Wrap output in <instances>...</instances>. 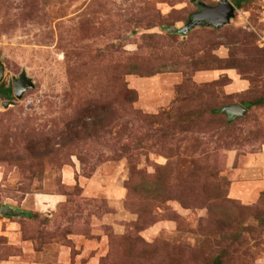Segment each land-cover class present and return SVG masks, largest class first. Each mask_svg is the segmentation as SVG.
Listing matches in <instances>:
<instances>
[{
	"label": "rangeland",
	"instance_id": "obj_1",
	"mask_svg": "<svg viewBox=\"0 0 264 264\" xmlns=\"http://www.w3.org/2000/svg\"><path fill=\"white\" fill-rule=\"evenodd\" d=\"M220 1L0 0L35 85L0 99V264H264V0L178 32Z\"/></svg>",
	"mask_w": 264,
	"mask_h": 264
},
{
	"label": "water",
	"instance_id": "obj_2",
	"mask_svg": "<svg viewBox=\"0 0 264 264\" xmlns=\"http://www.w3.org/2000/svg\"><path fill=\"white\" fill-rule=\"evenodd\" d=\"M198 7L200 9L199 13L195 14L191 19V22L182 30L178 31L181 34H186L192 29L206 25L215 28H221L228 25L232 18L235 17L236 8L227 0H221L217 6H208L205 3H199ZM5 78V66L0 64V84L3 83ZM34 83L31 78L28 77L27 72H23L18 78H13V90L14 95L19 100L23 99L25 93L32 88H34ZM14 102H5L2 104L4 108H9V106L14 105ZM223 112L227 114L230 118L245 116L247 109L242 106H229L226 107ZM3 216L10 218L21 217L25 213L13 209L9 206H3L1 211Z\"/></svg>",
	"mask_w": 264,
	"mask_h": 264
},
{
	"label": "trees",
	"instance_id": "obj_3",
	"mask_svg": "<svg viewBox=\"0 0 264 264\" xmlns=\"http://www.w3.org/2000/svg\"><path fill=\"white\" fill-rule=\"evenodd\" d=\"M14 96V90L13 87L11 86H6V84L1 83L0 84V99H5V100H12ZM258 104V103H257ZM256 103H250L249 108L252 107L253 105H257ZM261 104V103H260ZM245 107V106H244ZM246 108V107H245ZM247 109V108H246ZM216 264H221L220 262H217Z\"/></svg>",
	"mask_w": 264,
	"mask_h": 264
},
{
	"label": "crops",
	"instance_id": "obj_4",
	"mask_svg": "<svg viewBox=\"0 0 264 264\" xmlns=\"http://www.w3.org/2000/svg\"><path fill=\"white\" fill-rule=\"evenodd\" d=\"M255 161H258L259 164H256L255 165L258 167V169L261 171V172H264V149H263V154L259 157H257L255 159Z\"/></svg>",
	"mask_w": 264,
	"mask_h": 264
}]
</instances>
